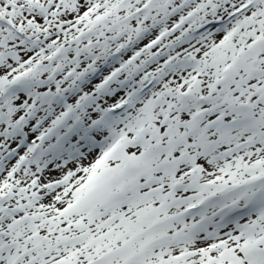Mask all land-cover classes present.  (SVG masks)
I'll return each mask as SVG.
<instances>
[{
    "label": "snow or ice",
    "instance_id": "snow-or-ice-1",
    "mask_svg": "<svg viewBox=\"0 0 264 264\" xmlns=\"http://www.w3.org/2000/svg\"><path fill=\"white\" fill-rule=\"evenodd\" d=\"M0 264H264V0H0Z\"/></svg>",
    "mask_w": 264,
    "mask_h": 264
}]
</instances>
